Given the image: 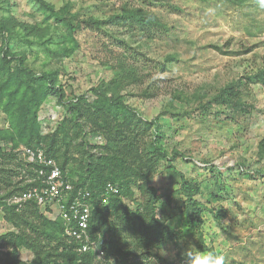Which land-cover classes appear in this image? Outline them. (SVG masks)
<instances>
[{"label":"rangeland","instance_id":"374dc122","mask_svg":"<svg viewBox=\"0 0 264 264\" xmlns=\"http://www.w3.org/2000/svg\"><path fill=\"white\" fill-rule=\"evenodd\" d=\"M45 1L79 25L75 42L36 0H0L8 51L35 73L55 74L65 99L92 100L99 88L121 95L147 120L159 117L168 156L152 184L162 194L158 216L176 232L155 250L161 264H184L186 250L223 256L224 264H264V153L258 148L264 138V84L258 77L264 67V0ZM141 15L147 19L142 23ZM3 64L0 36V82ZM236 81L242 90L234 100L247 113L214 103ZM115 85L116 91L109 90ZM4 103L0 146L9 150L16 134ZM66 115L68 108L49 95L38 110L42 133L54 131ZM16 149L27 155L23 143ZM76 157L66 168L75 182L81 172ZM182 176L200 186V224L187 222ZM12 229L0 211V236ZM6 249L0 245V253ZM18 256L29 262L33 253L20 247Z\"/></svg>","mask_w":264,"mask_h":264},{"label":"trees","instance_id":"16d2710c","mask_svg":"<svg viewBox=\"0 0 264 264\" xmlns=\"http://www.w3.org/2000/svg\"><path fill=\"white\" fill-rule=\"evenodd\" d=\"M36 1L48 17L62 22L73 38L79 25L45 0ZM140 20L142 23L147 19L141 15ZM0 36L5 68L0 82V102L5 101L16 134L12 149L0 146V211L13 228L0 236V245L7 247L0 253V264H111V260L115 264L163 263L164 258L155 250L173 241L176 232L158 216L156 205L162 194L152 184L159 163L168 156L162 143L164 134L159 117L147 120L121 95L99 88L93 89L92 100L86 95L65 99V91L56 82L55 74L35 73L24 65L21 57L8 51L6 26L0 25ZM13 63L14 68L7 70L6 66ZM118 64L124 68L126 63L119 61ZM258 77L264 84V67ZM117 86L109 90L116 91ZM241 90V81L231 82L214 97V103L233 104L235 109L247 113L248 108L234 100ZM49 95H54L59 104L68 108V115L54 131L43 134L38 110ZM94 135H102L104 142L92 144L89 137ZM19 143L35 153L43 151L66 175L69 163L78 160L76 154L80 156L79 179L75 182L67 177L76 189L84 187L91 192L87 232L96 243L97 251L80 252L78 241L65 233L63 218L47 216L36 198L15 201L16 197L42 186L38 171L43 165L29 160L24 151L16 149ZM258 148L263 154L264 138ZM108 183L116 185L118 191L104 201L102 197ZM181 187L186 196L187 222L191 226L202 223L204 206L196 198L200 186L182 176ZM135 188L138 197H135ZM125 199L133 201L134 207ZM20 247L33 253L31 261L19 258ZM99 250L104 251L101 257H98Z\"/></svg>","mask_w":264,"mask_h":264},{"label":"built area","instance_id":"2783aa9c","mask_svg":"<svg viewBox=\"0 0 264 264\" xmlns=\"http://www.w3.org/2000/svg\"><path fill=\"white\" fill-rule=\"evenodd\" d=\"M98 138L97 143L104 142L102 135ZM26 154L29 160H37L43 165L38 171V178L41 179L42 186L35 187L22 196L16 197L15 201L36 198L42 210L52 219L63 218L66 225L65 233L78 241L80 252L97 251L96 243L91 241L87 232L91 216V206L88 202L91 192L84 187L76 189L56 161L47 158L43 151L38 150L35 153L27 149ZM117 191L116 185L108 183L103 193V200L107 201L108 197ZM72 194L74 195L72 196ZM102 255H104V251L99 250L98 257Z\"/></svg>","mask_w":264,"mask_h":264},{"label":"clouds","instance_id":"9594fccd","mask_svg":"<svg viewBox=\"0 0 264 264\" xmlns=\"http://www.w3.org/2000/svg\"><path fill=\"white\" fill-rule=\"evenodd\" d=\"M184 264H224V257L212 253L186 250Z\"/></svg>","mask_w":264,"mask_h":264}]
</instances>
